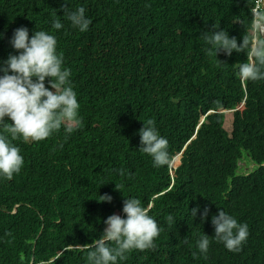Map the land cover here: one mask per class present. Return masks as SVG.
<instances>
[{"label":"trees","instance_id":"1","mask_svg":"<svg viewBox=\"0 0 264 264\" xmlns=\"http://www.w3.org/2000/svg\"><path fill=\"white\" fill-rule=\"evenodd\" d=\"M80 6L90 19L85 32L63 15ZM251 6L252 0H0V61L15 54L8 44L15 28L29 36L49 31L70 70L81 118L67 139L61 129L36 142L12 141L23 164L11 179L0 178V264H87L88 249L76 246L98 238L107 216H122L128 197L139 199L161 230L154 247L131 250L116 264H264V80L237 77L246 50L215 55L202 38L213 26L238 44L250 37ZM54 12L60 30L51 28ZM219 109L233 111L224 116ZM148 118L171 158L183 150L176 168L171 159L154 167L138 150V129ZM245 159L252 170L236 173ZM102 194L111 201L99 202ZM218 209L248 225L239 252L212 238L210 217ZM201 232L209 236L203 255L195 247Z\"/></svg>","mask_w":264,"mask_h":264},{"label":"clouds","instance_id":"2","mask_svg":"<svg viewBox=\"0 0 264 264\" xmlns=\"http://www.w3.org/2000/svg\"><path fill=\"white\" fill-rule=\"evenodd\" d=\"M250 13V37L242 36L239 44L235 37H229L218 26L202 33V38L210 46V51L215 50V55L223 52L227 56L233 51L241 53L246 50L248 59L238 65L237 77L244 81L264 80V0L259 8L255 7V0H252ZM63 15L72 28L79 32L87 31L90 19L85 16L83 6L64 8ZM62 27V22L55 18L54 12L51 28L60 30ZM0 39H3V33H0ZM8 44L15 54L10 53L0 61V128L3 130L0 133V178L4 180L11 179L23 164L20 149L12 141L19 139L36 142L49 138L61 129L65 134L64 139H67L68 135L81 126L77 96L68 79L70 70L62 67V55L56 50V36L46 30H35L29 36L28 29L20 26L13 30ZM242 108L243 103H240L236 110ZM232 111L218 110L223 114ZM200 119L199 123L203 121L202 119L200 122ZM226 131L230 132L228 128ZM137 134L138 150L151 158L154 167L164 166L170 159V168L174 169L180 164L183 150L171 158L168 141L158 133L151 118L143 121ZM177 155L179 163L175 166L172 161ZM98 198L99 202L111 201V196L107 194L99 195ZM120 211L122 216L114 213L104 219V227L98 238L90 244L76 246L88 249L87 264H116L118 259L123 261L125 254L131 250L143 251L154 247V239L161 229L140 200L134 197L124 198ZM197 211V208H192L190 215L194 217ZM199 212L203 221L208 215V209L205 207ZM168 221L172 222L171 215L168 216ZM210 223L215 241L228 251H240L248 236L246 223L238 222L222 209H218L210 217ZM208 245L209 236L201 232L195 241V247L203 255L207 253ZM195 255L193 252V256ZM33 260L34 258L29 259L27 264H33ZM36 264L46 262L41 260Z\"/></svg>","mask_w":264,"mask_h":264},{"label":"rangeland","instance_id":"3","mask_svg":"<svg viewBox=\"0 0 264 264\" xmlns=\"http://www.w3.org/2000/svg\"><path fill=\"white\" fill-rule=\"evenodd\" d=\"M223 115H224V116H231V112H229V113H224ZM224 126H225V128H226V125H224ZM224 126H223V127H224ZM227 127H228V129H229V131H230V129H231L230 120L228 121V125H227ZM178 158H179V156L176 157V159H178ZM245 160H247V159H245ZM247 161H248L247 166H242V165H240V167H239V165H238V168H237V170H236V173H238V174H243V173H247V172H249V171L252 170V169H251V166L253 165L252 162H250L249 160H247Z\"/></svg>","mask_w":264,"mask_h":264},{"label":"built area","instance_id":"4","mask_svg":"<svg viewBox=\"0 0 264 264\" xmlns=\"http://www.w3.org/2000/svg\"><path fill=\"white\" fill-rule=\"evenodd\" d=\"M263 0H255V7L259 8L260 4L262 3ZM256 13V9H254V14Z\"/></svg>","mask_w":264,"mask_h":264},{"label":"water","instance_id":"5","mask_svg":"<svg viewBox=\"0 0 264 264\" xmlns=\"http://www.w3.org/2000/svg\"><path fill=\"white\" fill-rule=\"evenodd\" d=\"M202 119H203V117L200 119V122L202 121ZM177 156H179V155H177ZM179 163V158L176 160V159H174L173 161H172V165H177Z\"/></svg>","mask_w":264,"mask_h":264}]
</instances>
